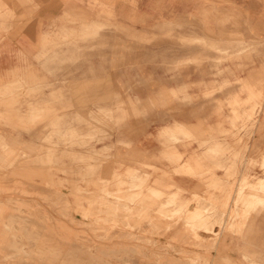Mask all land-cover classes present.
<instances>
[{"label": "rangeland", "instance_id": "rangeland-1", "mask_svg": "<svg viewBox=\"0 0 264 264\" xmlns=\"http://www.w3.org/2000/svg\"><path fill=\"white\" fill-rule=\"evenodd\" d=\"M260 1L55 24L65 67L0 84V264H264Z\"/></svg>", "mask_w": 264, "mask_h": 264}, {"label": "crops", "instance_id": "crops-1", "mask_svg": "<svg viewBox=\"0 0 264 264\" xmlns=\"http://www.w3.org/2000/svg\"><path fill=\"white\" fill-rule=\"evenodd\" d=\"M210 1L0 0V84L12 83L18 78L21 80L25 78L35 83H50L51 71L66 65L60 63L63 54L67 53L68 55V52L77 51L72 45L69 46V49L65 46L51 49V37L54 36V31L58 28L55 24H59L66 14L78 13L85 16L87 20L96 21L98 20V12L107 10L112 15L119 16L118 19H130L132 15H145L146 19H149V17L169 19L173 15L193 14L203 4ZM234 1L242 2V0ZM253 2L262 3L263 1L253 0ZM69 56H72V54ZM89 63L93 67L98 66L96 60L92 59ZM80 66L83 67L82 64ZM56 73L62 75V72L57 71ZM5 133L8 134L9 132L6 131ZM9 134L14 135L13 133ZM1 135H3L2 131H0ZM5 139H7L6 136ZM138 147L147 149V147L152 146L151 143H139ZM259 176L257 177L259 178ZM244 177H247V175L243 176L242 181ZM175 178L178 180L188 179ZM189 181L185 186L192 187L198 184L195 179ZM240 188L241 186H239V192ZM246 195L260 196L255 193ZM177 201L187 202L183 198H178ZM209 229H212V227H209Z\"/></svg>", "mask_w": 264, "mask_h": 264}, {"label": "bare ground", "instance_id": "bare-ground-1", "mask_svg": "<svg viewBox=\"0 0 264 264\" xmlns=\"http://www.w3.org/2000/svg\"><path fill=\"white\" fill-rule=\"evenodd\" d=\"M51 205V204H50ZM57 211V210H56ZM5 216V215H4ZM48 219V218H47ZM56 221V220H55ZM29 239V238H28Z\"/></svg>", "mask_w": 264, "mask_h": 264}]
</instances>
